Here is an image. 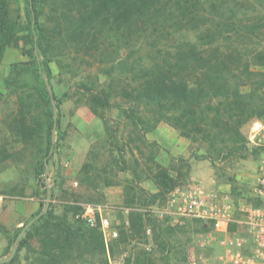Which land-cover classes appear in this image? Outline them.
<instances>
[{"label":"rangeland","instance_id":"374dc122","mask_svg":"<svg viewBox=\"0 0 264 264\" xmlns=\"http://www.w3.org/2000/svg\"><path fill=\"white\" fill-rule=\"evenodd\" d=\"M54 1L36 0L39 22L53 13ZM31 2L11 0V13L14 16L19 13L24 23L30 20L33 23ZM242 2V21L261 26L256 31L258 35L247 36L244 43L248 50L264 53V0ZM24 32L20 30L18 34ZM175 37L193 41L194 34L188 32L186 35L182 28ZM103 44L99 46L103 47ZM29 48L30 44L25 45L20 39L17 44L5 48L0 60V257L7 256L15 245L16 258L10 264H41L40 243L28 231L30 226L22 236L26 240L25 246H19V241L15 243V235L20 226L42 211L48 192L50 208L55 214L68 210L70 203L102 207V212L118 232L108 242V264H123L129 254L136 252L150 253L155 264H187L196 254L211 256L220 252L222 248L217 245L204 250L198 248L207 233L199 222L160 220L154 217L151 209L161 206L175 186L199 185L207 191L237 192L251 204L257 200L253 187L257 162L264 153V130L260 135H254V131L264 124V85L257 91V111L243 121L238 135L230 131L232 135L226 137V145L231 147L217 152L214 148L221 146V140H213L214 137L204 131L186 137L174 124L163 120L145 131L129 117L126 109L132 108L133 102L121 94L112 97V105L102 117V114H94L88 101L90 93L80 86L92 85V81L104 85L103 67L112 56H102L100 50L83 44L73 46L71 52H54L48 59L52 76L45 79V84L50 94L54 92L50 102L52 117L53 103L56 111L52 125L55 138L51 139V157L44 159L43 177L47 183L44 193V186L35 176L34 169L38 147L44 144L46 132L23 138L18 120L19 96L34 93L37 83L31 73L19 74L11 69L14 63L30 60ZM147 49L149 52V48L140 51L143 58L147 56ZM159 50L164 49L158 45L153 53ZM109 51L110 47L105 49V52ZM35 53L38 56L37 50ZM126 53V49H121L118 58L123 59ZM252 68L264 71V67ZM113 75L129 90L137 87L140 81L133 79L134 74L129 72ZM9 76L7 83L5 79ZM182 76L183 81L189 82L188 86L197 82L185 72ZM252 87L247 83L242 90L248 92ZM57 98L61 99L60 103ZM37 110L26 112L27 124H33L31 115L35 111L38 113ZM130 212H137L143 218L144 233L134 234L133 239L127 236ZM68 216L70 220L76 219L70 212ZM160 236L164 242L159 243ZM87 258L84 264L102 263L96 257Z\"/></svg>","mask_w":264,"mask_h":264},{"label":"trees","instance_id":"16d2710c","mask_svg":"<svg viewBox=\"0 0 264 264\" xmlns=\"http://www.w3.org/2000/svg\"><path fill=\"white\" fill-rule=\"evenodd\" d=\"M31 1L34 22L24 23L19 13L15 16L11 13V0H0V60L8 45L17 44L20 39L25 45L30 44L27 51L30 60L14 63L11 69L19 74L31 73L37 83L34 93L19 96L18 120L23 138L46 132L44 144L38 147L34 169L44 193L47 192L44 159L51 157L52 145L50 100L51 95L54 97V92H48L45 79L52 76L48 59L54 52H71L73 46L83 44L100 50L102 56H112L103 67L104 85L92 81V85L80 86L90 93L88 101L94 114L102 117L112 105V97L121 94L133 102L132 108L126 109L129 117L145 131L160 120L174 124L186 137L204 131L213 140H221V146L214 148L217 152L231 147L226 145V137L232 135L230 131L238 135L243 121L257 111V91L264 85V71L252 66L264 67V53L248 50L244 41L247 36H257L261 26L242 21V0H56L53 13L42 22L35 12L36 0ZM182 28L186 35L193 32V41L175 37ZM20 30L24 34H18ZM102 43L103 47L99 46ZM158 45L164 50L153 53ZM108 47L110 51L105 52ZM144 48H149L146 58L140 54ZM121 49L127 50L123 59L118 58ZM126 72L140 80L131 90L113 75ZM184 72L197 80L195 85L188 86L189 82L182 80ZM9 80L10 76L5 79L7 83ZM247 83L253 86L248 92L242 90ZM25 98L28 100L24 101ZM60 101L57 98V103ZM31 109L39 112L32 113L33 124H27L24 117ZM197 115L200 116L196 118ZM253 204L263 202L257 199ZM68 206L62 214H55L49 204L48 211L28 229L40 243L41 264H84L87 256L108 264V246L102 232L81 219L70 220L68 213L74 218L82 207L71 203ZM39 211L40 208L35 214ZM128 229V239L144 233L141 214L129 213ZM160 242H164L162 236ZM18 243L25 246V238ZM148 254H129L123 264H155ZM15 258L16 254L0 264H10Z\"/></svg>","mask_w":264,"mask_h":264},{"label":"built area","instance_id":"2783aa9c","mask_svg":"<svg viewBox=\"0 0 264 264\" xmlns=\"http://www.w3.org/2000/svg\"><path fill=\"white\" fill-rule=\"evenodd\" d=\"M262 130L264 124L256 128L254 135L262 134ZM253 193L263 204L254 205L241 194L207 191L199 185L175 186L169 190L164 203L151 211L160 220H197L207 230L198 248L204 250L214 245L222 248L211 256L196 254L187 264H264V153L257 162ZM75 218L99 229L106 247L117 236L116 228L99 204L83 206Z\"/></svg>","mask_w":264,"mask_h":264},{"label":"water","instance_id":"95a60500","mask_svg":"<svg viewBox=\"0 0 264 264\" xmlns=\"http://www.w3.org/2000/svg\"><path fill=\"white\" fill-rule=\"evenodd\" d=\"M53 118L55 119L56 118V111H55V104L53 103ZM54 130H55V127L53 126L52 127V135H51V139L52 141L54 140L55 138V134H54ZM50 192L47 193L46 195V199H45V204H44V207L42 209V211L32 217L29 221H27L21 228V230L18 232V234L16 235V238H15V243L18 242L20 240V238L23 236L25 230L41 215V214H44L48 211V207H49V200H50ZM16 252V246L14 245L11 250H10V253L7 255V256H4V257H0V263H6L8 261H10L14 254Z\"/></svg>","mask_w":264,"mask_h":264}]
</instances>
